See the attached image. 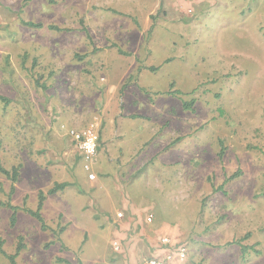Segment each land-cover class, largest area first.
I'll list each match as a JSON object with an SVG mask.
<instances>
[{"label":"rangeland","instance_id":"1","mask_svg":"<svg viewBox=\"0 0 264 264\" xmlns=\"http://www.w3.org/2000/svg\"><path fill=\"white\" fill-rule=\"evenodd\" d=\"M211 1L0 0V94L9 100L0 101V159L19 166L11 203L35 210L50 170L73 155L64 151L70 130L88 126L97 133L93 169L101 156L121 197L113 204L95 190L77 211L52 193L41 210L52 230L21 208L12 224L0 207L4 249L24 246L17 264H65L64 255L75 264H139L162 236L185 244L186 258L174 264H264V0ZM136 58L143 78L125 82ZM129 85L147 103L118 123L139 131L117 151L124 131L106 138L102 123ZM84 162L76 157L75 176L90 188L99 177L88 179ZM10 185L0 173V200ZM63 209L81 221L50 219ZM60 227L61 241L53 236ZM0 264L8 262L0 256Z\"/></svg>","mask_w":264,"mask_h":264},{"label":"crops","instance_id":"2","mask_svg":"<svg viewBox=\"0 0 264 264\" xmlns=\"http://www.w3.org/2000/svg\"><path fill=\"white\" fill-rule=\"evenodd\" d=\"M192 1H194V3L195 4H198V5L199 4H205V3H207L206 0H192ZM213 1L214 0H212L211 2H213ZM208 5H210V4H208ZM206 8L208 9L209 7H206L204 5H203V8H200L199 7V9H201V10L202 9L203 10H207ZM146 13L147 12L142 13L144 15V17L145 16H148V15H146ZM140 14H141V12H140ZM29 22H32V21H29ZM32 23H34V22H32ZM136 25H139V24H136ZM40 26H41V23H40ZM30 27H35V26H30ZM138 27L136 26L135 27L136 29H134V30L131 29L130 31L128 29L126 31V33L129 32V34L127 36L128 39H129V41H128V39H126V41H125V47L128 48V47H132L133 46L132 37H134V38L138 37L137 32L140 33L142 31V29H139ZM96 43H97L96 41L93 43V46L94 47L95 46L96 47L99 46ZM140 44H141V42H140ZM101 45L104 46V45H106V43H103L102 42ZM108 45H111V43L108 44ZM108 45H106V46H108ZM113 46H115V45L113 44ZM136 46H139V43H137ZM132 63H130V64H132V69L130 68L125 74L123 73V75L120 76V79L125 80V82L129 81L131 83H135V80H136L137 76H138V78H143V74L145 73L144 72L142 74V67L141 66L143 65V63L139 61V58H136ZM148 67L149 66H147L146 68H148ZM134 69H136V71H137L136 77H134L135 76ZM124 86H125V84L123 85V88H124ZM134 86H136V85L134 84ZM126 90H127V92L125 93V97L122 98V100L119 103H117V105L114 104L112 106L111 112L106 115V118H105V122L106 123H102L103 124V128H102L103 134L105 133V137L106 138H113L114 136L117 137L118 135H120V132H121V129L122 128L121 127L119 128L118 123H122V121H124V120H130L131 118H129V117H131L132 115H136V114H138L140 112L139 111V108H140L141 104H142V106H145L146 103H147L146 96H148V95L145 96L143 93L136 91L131 85H129ZM140 109L142 110V108H140ZM141 114H142V112H141ZM141 114H138V115H141ZM102 130H101V133H102ZM123 131L124 132H122L121 135L123 136L125 134L124 135V139H121V142H119L120 144L118 145L119 147H118V150L117 151H119L120 149L123 148L121 146V144H122L123 141H124V144L125 143L127 144L128 142H132V141L133 142H136V141H134V135L136 134L135 131H139V129L136 128V129H132V130H129V131H126V130H123ZM138 146H139V144H137V143L135 144L134 143L133 145L130 144L129 147H131V148L134 147L136 149ZM125 149H127L126 145H125ZM138 149L139 148H137V150ZM65 150H69L71 152L73 150L74 157L72 155L70 158L65 159L66 161L63 160V161L60 162L63 165L62 166V169L63 170H55L54 168H52L50 170V172H51V175L50 176L52 177L51 178L52 179L51 180V183L48 186H46L45 189H41L39 191L46 192L55 183L67 182L68 184L65 187H63L62 189L57 190L56 192H54L55 193L54 196H57V195L60 196L61 195L64 199H67L69 201L71 200V202L75 203V205L77 207V211L78 210H82L83 204L85 202L88 203V201H90V203H93L91 201V198H92V195H94L93 193H94L95 190H98V191H100L103 194L102 195L100 192L97 191L96 193L98 195H102V196L107 197L108 201H110L111 203L114 204V201L113 200L116 198V196H114V195H118V193L120 191L119 190V186L120 185L118 184V181H117V178H116L117 176L116 175L115 176H110V174L113 171V168H111V166L108 167L107 165H105V161L103 160V158L101 156H99L98 159H97V162H95V164H96L95 166L98 167V169L97 170L93 169V163L95 161V157L97 156V151L98 150L96 151V154L89 161L90 162V170H87L86 169L88 173L89 172L94 173V176L96 178L99 177L97 180L95 178H94L95 180L94 179H91V180H94V181H92V186L90 188L83 186L76 179V176H75V174H76L75 168L77 167L76 164H79V161H78V163L74 164L75 163V159H76V157L77 158L81 157L82 163L85 161V159L83 158L82 152L79 150V148H78L77 144L75 143V141L73 140V137L72 136H70L69 142L65 144L64 151ZM117 151L115 149H113V151L111 152V155L114 154L115 156H117L118 155V154H116ZM111 160H112V157H110V159H109V162L110 163H112ZM82 167H83V165H82ZM87 172H85V173H87ZM86 177L88 179H90L88 176H86ZM39 191H38V193H39ZM48 195H50V194H48ZM48 195H46L45 198ZM119 197H120V193H119ZM77 200L79 202H75ZM44 201H45V199H44ZM41 210H42V208H41ZM41 210H40V212H41ZM41 215L44 218V220L47 218L42 213H41ZM60 216L65 217L66 220H70V221H71V219H80V221H81V218H82V214L72 215L70 211H66L65 209L59 210L53 217H51V218L48 217V218H50V219H52V218L53 219H56L57 218L58 219ZM45 222H46V220H45ZM80 224H81V222H80ZM48 226H49V228L51 230L55 228L53 225H51V227H50V225H48ZM79 228H80V225H79ZM79 232H80V230H79ZM79 232H77V233H79ZM53 236H54V234H53ZM74 238H75L74 240H71V242L73 244L72 245L73 247L78 242V240H77L78 234L75 235ZM61 239H62V236L60 234L59 241H61ZM62 243L64 245H66L64 242H62ZM115 243L118 244V241H113L112 242V245L114 247H115ZM99 246L101 247V245H99ZM98 251L99 250L96 249L94 251V253L96 254V253H98ZM59 258H61V257H59ZM61 259L66 260V262L68 264H75L74 261H73V259H70V257H68V256H65L64 255V256H62ZM66 262H63V263L67 264ZM77 264H84V261H82V259H79L77 261Z\"/></svg>","mask_w":264,"mask_h":264},{"label":"trees","instance_id":"3","mask_svg":"<svg viewBox=\"0 0 264 264\" xmlns=\"http://www.w3.org/2000/svg\"><path fill=\"white\" fill-rule=\"evenodd\" d=\"M25 24L29 25V26H35V27H39L40 26V23L25 22ZM50 28H56V27L51 25ZM21 61H22V65H23L24 61H25V55L24 54L22 55V60ZM148 69L151 72H154V71H156L157 67L156 66H149ZM169 92L172 93V94H174L175 92H177V94H180V91H178V90H176V91L170 90ZM0 101H2L4 104H7L9 102L7 97H5V96H3L1 94H0ZM190 104H191V102L183 101V108L188 109L190 107ZM222 150L223 149L221 147V150L219 152L220 154L223 152ZM18 169H19V166H12L11 169L5 168L3 166V164H2V162H1V159H0V173H1V175L7 177L11 181L10 190L7 193V199L6 200H0V207H5V208H8L9 210H11L10 222L12 224L16 220V211L21 208L23 211H25L26 213H28L29 215L34 217L40 223L41 229H44V230L48 229L49 226L46 224V222H45V220L42 217L41 212H40V210L42 208V205H43V201L45 199V196L48 195V194H52V193L56 192L57 190L62 189L68 183L67 182L55 183L46 192L39 191V193H38V204H37V208L35 210L31 209L29 207H26V206L19 207L17 205L12 204L11 201H10V196L12 195L11 193L14 190V183L18 179V176H17V174H19ZM233 176H235V173L231 174L230 178L233 177ZM219 188L221 189L222 186H220ZM62 228L63 227H60V230L54 232L56 240H59V232L62 230ZM246 236H248V233L243 238H245ZM236 242L239 244V247H240L239 250L241 251L242 254H245L246 250L250 249L247 245L243 244L240 240H237ZM3 244H4L3 239L0 238V256L4 257L7 260L8 264H17L16 257L19 254L18 252L21 251L24 248L22 243L18 242L16 247H15V250L12 251V252H7L4 249ZM181 245L184 246L185 244L183 245V243H181L180 241H179V243L171 242L170 244H167V245H162L161 243H158V244L155 245V247H151V251L153 250V253H151L150 255H147V256L148 257H152V256H155V255H158L163 250H166L168 252L174 253V250H176V248L178 246H181ZM58 260L66 262V260L61 259V258H58Z\"/></svg>","mask_w":264,"mask_h":264},{"label":"built area","instance_id":"4","mask_svg":"<svg viewBox=\"0 0 264 264\" xmlns=\"http://www.w3.org/2000/svg\"><path fill=\"white\" fill-rule=\"evenodd\" d=\"M73 140L77 144L79 150L82 152V156L85 159V168L90 170L88 163L90 159L96 154L97 149V133L93 126L85 127L81 130L75 131L70 130ZM87 176L90 179H94V173L89 172ZM118 216H122L119 211ZM153 214L150 212L146 215V221L150 222L152 220ZM160 242L162 245L170 244V238L167 236L160 237ZM118 244L115 243V248ZM186 248L184 246H178L174 253L163 250L158 255L152 257H144L139 264H174L178 260H183L186 258Z\"/></svg>","mask_w":264,"mask_h":264}]
</instances>
